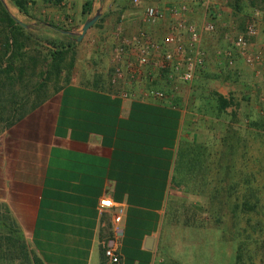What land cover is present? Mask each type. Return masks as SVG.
Returning <instances> with one entry per match:
<instances>
[{
  "label": "crops",
  "instance_id": "1",
  "mask_svg": "<svg viewBox=\"0 0 264 264\" xmlns=\"http://www.w3.org/2000/svg\"><path fill=\"white\" fill-rule=\"evenodd\" d=\"M85 2L79 3L81 15ZM111 2L91 7L104 14L114 8ZM207 2L145 0L163 14L161 21L143 26L146 39L165 49L170 45L164 38H186L180 32L171 35L177 22L218 25L221 18L210 19ZM124 13L125 23L133 21ZM58 14L43 15L46 31L52 30L48 22L63 20ZM112 86L75 75L0 135V204L41 264H104L101 241L109 237L114 216L121 218L120 264H171L165 263L158 238L167 209L186 196L195 202L205 197L200 169L206 137L191 130L178 91L154 102L136 85ZM196 111L204 115L203 108ZM220 134L217 128L213 142ZM179 152L184 155L180 163ZM190 152L197 157L190 160ZM103 199L111 207L99 211ZM148 237L150 249L144 247Z\"/></svg>",
  "mask_w": 264,
  "mask_h": 264
},
{
  "label": "rangeland",
  "instance_id": "2",
  "mask_svg": "<svg viewBox=\"0 0 264 264\" xmlns=\"http://www.w3.org/2000/svg\"><path fill=\"white\" fill-rule=\"evenodd\" d=\"M15 1L21 3L22 11ZM54 1L0 0V135L5 131L2 120H6L13 107L22 106V110L30 111L48 97L56 95L75 75L80 79L89 76L95 81L107 82L114 85L113 89L129 84L122 80L111 84V79L116 67L137 57L139 36L146 35L143 26L151 24L141 20L145 0H139L138 4L132 0H113L114 8L104 14L101 8L96 7L103 0H62L58 6ZM84 1L89 3V7L86 15H81L79 3ZM193 1L201 4L203 0ZM207 1L213 15L210 19H221L218 25L208 22L213 25V30L209 35H202L204 67L193 82L189 85L177 84L176 90L173 89L158 68L160 55L157 53L149 55L145 67L146 74L151 78L148 85L152 89L165 95L170 90L178 91L182 106L190 113L191 130L201 132L207 142L201 157L205 167L200 169V186L205 197L195 202L186 196L181 204H171L166 212V223L159 231V247L165 256V263L234 264V231L244 225L239 220L240 214L244 213L250 243L243 254L247 257L242 255L240 263L264 264V116L260 114L264 112V76L263 79L255 76L234 52L232 66H228L222 57V52L231 47L232 40L241 35L248 24L257 29V36L249 43L254 47L263 43L264 0ZM93 3L96 5L91 7ZM124 12L129 13L133 21L125 23ZM4 13L13 26L20 27L15 35L21 36L16 37L23 45L21 49L7 50L2 47L4 37L13 32V26L6 22ZM57 14L63 20L57 25L48 22L53 31H46L43 15L51 19ZM96 14L97 20L81 40L76 41L84 22L82 20ZM67 44L69 48H66ZM55 46L66 48L63 59L57 65L48 61ZM119 48L122 49L120 59ZM212 93L222 95L229 102V107L218 113ZM197 108H203L204 115L199 117L195 113ZM217 128L221 134L219 140L213 142L212 134L214 131L217 134ZM224 168L227 169L226 174ZM247 188L251 194L248 203L251 204L253 198L258 202L254 209L245 211L243 203ZM191 207L199 210L198 215L197 210ZM3 222L9 224L0 207V264H32L29 253L24 256L18 251V246L5 241L7 237L15 239V235L8 234ZM257 223L258 227L253 229ZM9 228L12 229L11 226ZM23 242L27 246L25 240Z\"/></svg>",
  "mask_w": 264,
  "mask_h": 264
},
{
  "label": "built area",
  "instance_id": "3",
  "mask_svg": "<svg viewBox=\"0 0 264 264\" xmlns=\"http://www.w3.org/2000/svg\"><path fill=\"white\" fill-rule=\"evenodd\" d=\"M134 4H138L139 0H132ZM163 14L161 11L152 6H145L141 12V20L145 23H154L161 21ZM224 26V23L221 24ZM213 30L211 23L205 22L200 26L177 22L172 28L171 35L175 33H183L186 38L184 41L171 42L169 37L164 38L163 44L170 45L169 48H163L157 42L147 40L146 35L140 34L139 39L144 41V44L139 46L137 57L132 61H124L121 66L114 69L111 82L114 84L117 80L127 81L129 84L136 85L143 89L142 96L154 102L165 99V94L159 90L147 88V84L151 78L145 72L147 58L150 54L157 53L160 55L158 68L161 70L164 80L167 84L189 85L193 82L196 75L204 67L205 53L201 46L202 35H205ZM257 36V29L253 24L246 25L244 32L236 36L231 47L222 52V57L228 66H232V53L239 57L244 66L249 67L255 76H264V40L263 43L252 46L249 43L251 38ZM118 58L122 49L117 50ZM120 59V58H119ZM263 67L260 69V67ZM110 201L103 199L98 202V209L102 211L110 208ZM119 216L113 217L114 226L108 238L101 241V251L104 264H120V256L118 253L119 239L122 235L119 223Z\"/></svg>",
  "mask_w": 264,
  "mask_h": 264
},
{
  "label": "trees",
  "instance_id": "4",
  "mask_svg": "<svg viewBox=\"0 0 264 264\" xmlns=\"http://www.w3.org/2000/svg\"><path fill=\"white\" fill-rule=\"evenodd\" d=\"M61 1L62 0H55L54 4L58 5ZM14 3L22 11L21 3L19 1L18 2L15 1ZM88 7H89V3L88 2H85L82 5V14H86L87 13ZM4 16H5L6 22L10 26H13V22L8 18V16L5 13H4ZM12 28H13V32L12 31L9 32V35L4 37V45L2 47L6 48L7 50H12V49H17L18 50V49H21L23 47V45L16 38V37H21V36L20 35H17V36L15 35L17 33L16 31L19 30L20 27L19 26H17V27L13 26ZM55 48H56L55 51H53V52H51L49 54L48 61L50 63L54 64V65H57L63 59V56H64V54L66 52L65 49L69 48V45L67 44L66 48L64 46L58 47L60 49H58L56 46H55ZM62 48H64V52L61 51ZM211 95H212L213 99L215 100V103L217 104V112L218 113L223 112L227 107H229V102L227 100L223 99L221 96H219V95H217L215 93H212ZM21 107H18V106L13 107V109L9 113V116L6 117V120H2V122L5 123L4 126H3L4 130H7L16 121H18L24 114L29 112V111L22 110ZM20 108L22 110V111L20 110L21 112L18 111V109H20ZM190 153H191L190 154L191 155L190 160H192L193 158L197 157V155L195 153H192V152H190ZM183 156L184 155H183L182 152H179V154L177 155V161L179 163L181 162ZM226 171H227V169L224 168L223 169L224 174H226ZM262 171L264 172V167H262ZM262 179H264V174H263ZM262 187H263V184H262ZM248 188H247L246 200L243 203V210H245V211H248L249 209L250 210L254 209V207L256 206V204L258 202V200L256 198H253L251 204L248 203L247 200L251 199V194H250V192H248ZM0 207L3 208V210L5 212V215H6L7 219H8V221H9L8 225L6 224V222H3V225H4L3 227L6 229V231L8 232L9 235H15V239H11L9 237L5 238L6 236H4L5 241L7 243L11 242L12 244H15L16 246H18V248H19L18 251H20L22 255L25 256V255H27V253H29V255L31 256L32 264H41L40 260L38 258H36V256H34L30 252V250L27 248V246L24 245V242H23L24 239H23L21 233L17 230V228H16L15 224L13 223V221L9 218L5 207L3 205H1V204H0ZM240 215H241V217H240L239 220L243 221L244 225L242 227H237V229L234 231V233H235V235H234V242H235L234 264H242V263H240L242 261V255L246 252V247L248 245V242L250 243L249 238L247 236V229H246V226H245L247 224V220H245V218L243 217V216H245V214L241 213ZM10 226L12 227V229L9 228ZM255 227H258V223L253 227V229ZM260 248H261V246H260ZM243 249H244V251H243ZM243 256L246 258L247 254H245Z\"/></svg>",
  "mask_w": 264,
  "mask_h": 264
},
{
  "label": "water",
  "instance_id": "5",
  "mask_svg": "<svg viewBox=\"0 0 264 264\" xmlns=\"http://www.w3.org/2000/svg\"><path fill=\"white\" fill-rule=\"evenodd\" d=\"M97 18H98V15L96 14L92 18L84 21V23L82 24L81 30H80V34L77 37L76 41L81 40L85 32L93 25V23L97 20ZM151 243H152V239L150 237L146 238L144 247L146 249H150Z\"/></svg>",
  "mask_w": 264,
  "mask_h": 264
}]
</instances>
